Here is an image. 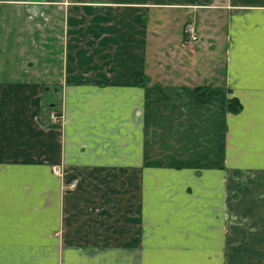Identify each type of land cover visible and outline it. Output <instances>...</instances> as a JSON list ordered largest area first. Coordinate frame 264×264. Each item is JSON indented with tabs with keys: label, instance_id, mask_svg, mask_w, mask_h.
<instances>
[{
	"label": "crops",
	"instance_id": "crops-1",
	"mask_svg": "<svg viewBox=\"0 0 264 264\" xmlns=\"http://www.w3.org/2000/svg\"><path fill=\"white\" fill-rule=\"evenodd\" d=\"M220 3L0 0V264L264 260L261 199L246 201L238 182L264 173V150L249 151L250 141L264 147V0ZM178 11L211 20L206 43L221 52L197 49L181 69ZM174 82L216 83L241 100V142L223 136L203 167L194 155L170 158L166 143L182 148L185 124L172 119L173 92L155 85ZM45 86L58 88L60 127L47 125ZM201 113L206 123L213 108Z\"/></svg>",
	"mask_w": 264,
	"mask_h": 264
},
{
	"label": "rangeland",
	"instance_id": "rangeland-1",
	"mask_svg": "<svg viewBox=\"0 0 264 264\" xmlns=\"http://www.w3.org/2000/svg\"><path fill=\"white\" fill-rule=\"evenodd\" d=\"M219 2V7L221 6V1L222 0H216ZM216 6V7H218ZM169 11V9L161 8V11ZM171 10V9H170ZM184 12H186L188 9H182ZM178 13V14H177ZM217 13V12H215ZM178 18L174 14H170L173 16H176L177 20H181V23L176 26L180 29V35H181V47L186 50V58L181 61V69H184L188 67L189 63L190 66L192 64H195V53L196 50H208V51H213V52H221V45L213 44V43H206V37L204 36L206 32H204V28H208L207 26L211 25V20H207V22L204 20L203 22L198 20L197 22L193 19L189 18V14L187 13H179L176 12ZM173 19L175 17H172ZM221 13L219 12L218 16V26L221 24ZM153 22V21H152ZM156 22V21H154ZM171 23H174L173 20H171ZM189 27L195 28V31L197 33V39L194 42H191L187 31ZM211 33V32H210ZM208 39H212L211 36H208ZM191 58V60H190ZM201 65L205 66L206 59L202 58L198 60ZM220 60H215L213 64H218ZM213 70V67H211ZM215 70V69H214ZM181 71L178 69V77H181ZM193 73H198V75H202L201 72L199 71V68L192 73H190V77L193 76ZM160 75V74H159ZM159 78L162 79L160 76ZM219 84L216 83H211V86H202V88H207L208 92L212 91L213 93L208 94V97H206L207 93L205 94L204 97H201L198 95V100H193L192 98L190 99L187 95H185L186 92H194L196 86H199L198 84L195 83H189V84H183L182 82L178 83H159L156 84L158 88H166L169 92H173L170 95H173L174 99L171 100V103H173L176 113L172 117L174 122L177 123H184L185 126H180L182 132H177L176 134L178 135L179 133L182 135L180 139H176V142H182V148H177L176 151L175 148H173L175 145H169V143H166V151H170L169 156L170 158H175L176 157H182V156H193L191 159L194 160L196 165L202 166L201 164L206 163V160H203L202 154L203 151L209 150L213 152L214 155L218 154L217 146L219 145L221 139L223 136H225L228 140L230 139L229 142L232 141V146L234 148L236 147V142L240 143L242 140L241 134L243 133L241 130L243 129L241 122L243 123V118L244 116L242 113L244 112V103L241 100H238L239 104H241V108L239 111L232 112L228 110V104L229 101H232V106L235 109L237 107V103L234 102L232 93H230L229 96H227L225 93H223L225 96H223L222 93H219L221 91V85L218 87ZM212 89V90H211ZM230 91V90H229ZM196 92V91H195ZM182 94V95H181ZM181 95V96H180ZM206 98V99H205ZM172 105V106H173ZM213 108V114H209L207 116L208 121L203 122V119H206L205 115H202V110L204 111L205 108ZM187 108V109H186ZM200 108V109H199ZM203 108V109H201ZM199 111V112H198ZM201 111V112H200ZM209 111V110H208ZM241 115V116H240ZM204 123V124H203ZM208 125L210 129L208 131H203V128ZM158 134V133H156ZM168 141H174V138H168ZM234 141V142H233ZM252 142V143H251ZM255 142V141H254ZM253 141H250V146L252 145L251 148H249V151L251 149V152L255 151L256 154H259L262 150H264V147H258V148H253L256 146L257 142L254 143ZM254 143V144H253ZM197 145L199 148V152L195 153L191 151L190 149H187L186 145ZM261 144V143H260ZM215 145V146H212ZM213 147V149H212ZM238 150H241L239 146H237ZM232 151H236L235 149H232ZM175 157H174V155ZM253 154V153H251ZM228 157L227 150L224 152V166H227L226 160ZM169 158V159H170ZM168 159V160H169ZM167 160V161H168ZM178 166L177 168L183 170L185 168V164H176ZM231 170H233L234 164L230 165ZM184 167V168H183ZM203 167V166H202ZM237 167L239 168V165L237 163ZM183 168V169H182ZM167 171H171L170 169H167ZM194 171L199 172V169H194ZM237 171V170H235ZM238 175H240L238 173ZM247 179L243 178V176H238L240 179H238L240 187L245 189L244 194H247L245 196L246 201H249L251 199V195L253 196L254 200L256 198L261 199V208L262 211H264V173L258 172V173H247L246 174ZM260 183L261 186V193L256 192L254 189L257 188L258 184ZM67 191H71V189L67 188ZM251 194V195H250ZM75 203V201L73 202ZM249 206V203L245 202L244 208L247 209ZM76 221V219L74 220ZM87 251H89L87 249ZM90 262V261H89ZM234 262H237L239 264H264V260H234ZM229 264H233L232 261L229 262Z\"/></svg>",
	"mask_w": 264,
	"mask_h": 264
},
{
	"label": "trees",
	"instance_id": "trees-1",
	"mask_svg": "<svg viewBox=\"0 0 264 264\" xmlns=\"http://www.w3.org/2000/svg\"><path fill=\"white\" fill-rule=\"evenodd\" d=\"M142 81V78H141ZM142 85V82H141ZM50 86H45L43 89V106L46 111H48V117L50 116L51 113H56L57 115H62L61 111L59 110V107L61 105V98L58 93V88L53 87V89H50ZM196 93L204 97L205 94L208 92L207 88H202V87H197L195 88ZM233 101V100H232ZM232 101H229L228 104V110L232 112L239 111L241 108V104H239L238 100L234 99V102L237 103V107L234 109L232 106ZM49 127H60L61 125L58 124H52L51 122L48 121L47 124Z\"/></svg>",
	"mask_w": 264,
	"mask_h": 264
},
{
	"label": "built area",
	"instance_id": "built-area-1",
	"mask_svg": "<svg viewBox=\"0 0 264 264\" xmlns=\"http://www.w3.org/2000/svg\"><path fill=\"white\" fill-rule=\"evenodd\" d=\"M188 37L191 42H194L197 39V33L195 31V28L189 27L187 31ZM64 117L63 115H57L56 113H51L49 116V121L52 124H58L62 125L63 124ZM53 173L61 178H64V171L61 168L55 167L53 169ZM79 185V180L78 179H73L71 182L67 183V186L69 189H75Z\"/></svg>",
	"mask_w": 264,
	"mask_h": 264
}]
</instances>
